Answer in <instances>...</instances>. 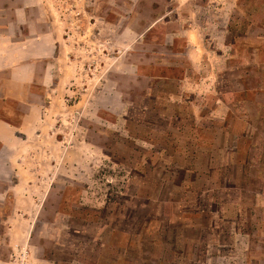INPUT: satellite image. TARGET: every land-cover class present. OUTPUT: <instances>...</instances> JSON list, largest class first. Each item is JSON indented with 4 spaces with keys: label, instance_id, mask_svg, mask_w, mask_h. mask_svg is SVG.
I'll return each mask as SVG.
<instances>
[{
    "label": "rangeland",
    "instance_id": "374dc122",
    "mask_svg": "<svg viewBox=\"0 0 264 264\" xmlns=\"http://www.w3.org/2000/svg\"><path fill=\"white\" fill-rule=\"evenodd\" d=\"M43 1L0 79V264H264V0Z\"/></svg>",
    "mask_w": 264,
    "mask_h": 264
},
{
    "label": "crops",
    "instance_id": "0c3cea01",
    "mask_svg": "<svg viewBox=\"0 0 264 264\" xmlns=\"http://www.w3.org/2000/svg\"><path fill=\"white\" fill-rule=\"evenodd\" d=\"M33 8L38 10L34 16ZM47 24L45 1L0 0V79L16 80L19 72V79L25 83L26 72L28 75L31 71L32 54L49 51L51 36ZM8 127L6 122L0 123V139L8 135Z\"/></svg>",
    "mask_w": 264,
    "mask_h": 264
}]
</instances>
